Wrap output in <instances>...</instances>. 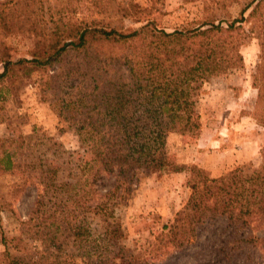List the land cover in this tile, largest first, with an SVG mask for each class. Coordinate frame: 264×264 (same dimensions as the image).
<instances>
[{"label":"trees","instance_id":"obj_1","mask_svg":"<svg viewBox=\"0 0 264 264\" xmlns=\"http://www.w3.org/2000/svg\"><path fill=\"white\" fill-rule=\"evenodd\" d=\"M193 1L202 4V15L190 28L154 29L146 17L162 0H148V10L134 5L121 9L122 18L148 21L139 30L73 25L61 29L56 39L38 43L29 63L54 70L42 97L89 157L77 164L83 166V178L66 185L68 196L55 211L38 223L31 217L21 221L16 237L7 238L0 230V264H149L122 245L118 202L142 177L178 170L168 161L167 137L197 135L192 109L203 83L242 63L240 47L254 30L264 53V0H243L239 18H232L226 6L239 0ZM250 19L255 22L248 30L242 25ZM10 65L4 63L0 79L8 76ZM263 97L260 90L259 100ZM259 122L264 127V110ZM260 156L258 167L242 165L216 178L195 165L187 167L190 196L169 234L184 232L196 241L220 223L225 238L206 247L212 264L240 259L256 264V256L264 255V146ZM14 166L8 154L0 157V173L12 172ZM72 198L83 209L80 220L67 208ZM29 240L38 241L41 249ZM64 244L71 245L69 251H61ZM194 254L198 263L211 264L204 263L200 250Z\"/></svg>","mask_w":264,"mask_h":264},{"label":"rangeland","instance_id":"obj_2","mask_svg":"<svg viewBox=\"0 0 264 264\" xmlns=\"http://www.w3.org/2000/svg\"><path fill=\"white\" fill-rule=\"evenodd\" d=\"M243 3H226L232 18H239ZM129 5L150 8L148 0H0V74L4 63L12 67L0 79V157L8 154L15 165L12 172L0 173V230L7 238L19 235L21 221L31 217L38 223L55 211V205L68 196L66 185L83 178V166L77 164L89 157L86 147L42 97L47 76L54 70L29 63L38 43L56 39L73 25L94 24L100 29L110 24L122 26L123 33L139 30L148 21L121 17V9ZM201 12L199 1L162 0L146 19L154 29L172 32L193 26ZM254 22L250 19L242 26L249 30ZM257 35L254 30L240 47L239 66L203 83L192 109L197 135L167 137L168 161L178 170L166 168L142 177L118 202L115 217L121 225L122 245L135 258L149 264H200L194 258L200 250L204 263H213L206 247L225 238L220 223L213 233L204 232L196 241L184 232L173 237L168 228L190 196L187 167L195 165L216 178L242 165L261 163L264 127L259 121L264 97L260 101L259 93H264V53ZM73 199L66 201L67 208L80 220L83 209ZM28 242L41 249L38 241ZM70 247L64 244L61 251ZM255 263L264 264L263 253ZM236 264L245 263L240 259Z\"/></svg>","mask_w":264,"mask_h":264}]
</instances>
